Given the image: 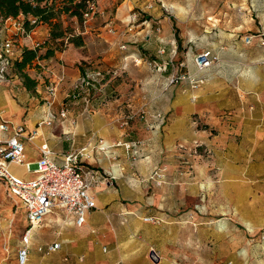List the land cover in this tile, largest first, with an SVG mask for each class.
<instances>
[{
	"label": "crops",
	"instance_id": "1",
	"mask_svg": "<svg viewBox=\"0 0 264 264\" xmlns=\"http://www.w3.org/2000/svg\"><path fill=\"white\" fill-rule=\"evenodd\" d=\"M95 5L96 21L77 28L81 45L49 40L47 24L31 30L34 40H48L54 49L28 68L36 80L33 89L0 81V122L22 125L25 134L36 130L31 140L24 139L26 160L38 159L44 144L56 162L87 146L82 165L105 178L91 185L95 206L83 225L54 207L32 228L25 264H264V251L256 250L264 228V46L258 36L264 32V0H95ZM133 11L138 18L132 22ZM21 19L0 17V37L15 36V58L28 43L16 25ZM245 35H252L250 42ZM202 50L217 59L198 70L194 56ZM82 61L102 73L87 92L74 88L88 70ZM182 72L205 82L198 88L185 79L171 82L172 74ZM61 73L56 117L38 125L47 112L46 84ZM63 106L68 111L61 117ZM134 111L143 113L122 125ZM99 140L107 146L104 152ZM126 141L139 142L134 158L115 145ZM196 141L200 154L193 152ZM163 164L167 170L157 184L149 175ZM11 170L28 173L12 165ZM9 196L20 204L26 228L22 204ZM7 227L2 220L6 236ZM11 242L8 256L0 248V264H20L21 238ZM53 242L60 247L48 254L38 250Z\"/></svg>",
	"mask_w": 264,
	"mask_h": 264
},
{
	"label": "built area",
	"instance_id": "2",
	"mask_svg": "<svg viewBox=\"0 0 264 264\" xmlns=\"http://www.w3.org/2000/svg\"><path fill=\"white\" fill-rule=\"evenodd\" d=\"M150 6V4L147 5V7ZM96 11L95 2H90L89 10L84 14L85 20L91 18ZM137 18L138 12L133 11L131 21L133 22ZM31 22L34 23L35 20L32 19ZM16 25L19 32L27 39L28 43L26 46L30 45L31 48H40L42 46L43 41L34 40L31 30L27 31L24 29L22 20H16ZM128 30H132V26H129ZM258 36L261 45L264 46V32H260ZM251 38L252 35H245L244 41L250 42ZM14 47L15 40L11 37L4 39L0 43V81L5 78L7 68L12 65L13 59H15ZM216 59L217 57L213 56L209 50H202L194 56V62L198 70L211 66ZM148 63L153 67H158L156 62L149 61ZM101 77L102 73L100 71L87 70L79 77L74 88L87 92L100 82ZM63 79L64 75L61 73L57 75L55 80L46 84L45 103L47 112L45 118L38 125L50 123L56 117L53 107L56 102L58 84ZM177 79L187 80L191 88H198L205 82L203 77H197L188 72L172 74L171 82ZM71 96L76 97L77 93ZM84 101L87 104L90 102L88 94L85 95ZM67 111L68 108L63 106L59 111V115L64 117L67 115ZM142 113V111L131 112L125 115L120 123L126 125L131 119ZM158 116L161 117L160 114ZM0 131H11L8 136L0 135V182L5 185L10 195L19 199L25 211L27 226L21 236L22 247L18 251L20 264H25L28 254L27 244L32 228L40 224L44 216L54 207L65 209L74 216L78 226L83 225L87 213L95 206L93 197L90 194L91 185L101 182L105 178L96 170L82 165L83 160L88 157L87 146L66 153L61 162H56L52 157L53 152L44 144L39 147L40 157L34 161H28L25 158L24 139L31 140L35 136L36 130L25 134L24 126L2 120L0 122ZM138 144V141H126L117 142L115 145H122L125 151L134 158ZM98 145V149L103 152L107 148L102 140H99ZM199 148L200 143L196 141L193 152L200 154ZM204 153L211 155V151L208 149H205ZM13 164L23 165L32 176L24 177L16 174L11 170V165ZM166 170L167 166L165 164L156 166L149 175V179L159 184L163 181ZM195 206L200 208L202 203L200 202ZM260 240L264 242V232L261 233ZM60 245V242H53L46 246H38V250L48 254L59 248Z\"/></svg>",
	"mask_w": 264,
	"mask_h": 264
},
{
	"label": "trees",
	"instance_id": "3",
	"mask_svg": "<svg viewBox=\"0 0 264 264\" xmlns=\"http://www.w3.org/2000/svg\"><path fill=\"white\" fill-rule=\"evenodd\" d=\"M95 0H0V17L3 19L19 18L22 16V25L25 30L34 29L39 24L49 26V40L67 38L75 45L83 44L81 33L68 32L62 25V15L74 17L79 26L85 21L84 14L89 10V3ZM35 22L32 23L31 20ZM49 42L48 40L43 42ZM42 44V45H43ZM54 49L46 47L43 53L40 48L24 47L19 56L13 59L12 64L19 72L23 85L31 90L36 85V80L31 78L25 68L31 67L38 59L53 55ZM35 66L38 67V64Z\"/></svg>",
	"mask_w": 264,
	"mask_h": 264
},
{
	"label": "rangeland",
	"instance_id": "4",
	"mask_svg": "<svg viewBox=\"0 0 264 264\" xmlns=\"http://www.w3.org/2000/svg\"><path fill=\"white\" fill-rule=\"evenodd\" d=\"M97 15V12H95L93 14V16L91 18H88L87 20L84 21V24H86L87 22H93L96 21L95 17ZM62 25L63 27H65L67 29L68 32H73L76 33L77 32V28H79V24L77 22L76 19H73L72 17H69L67 15H62ZM76 20V21H75ZM99 22V20H97ZM82 26V27H83ZM12 39L15 40V36H9ZM175 39L178 45H181V39L179 37V35L177 34V31H175ZM3 40V37H0V43ZM43 41V40H42ZM47 40H44L43 42H45ZM15 44H17V42L15 41ZM52 47L53 44L46 42L44 43L41 47H40V52L43 53L46 49V47ZM197 51H195L196 53ZM39 60V59H38ZM81 66H83V68H88L90 66V62L88 61H82L81 62ZM37 67V66H36ZM29 67L25 68V72H28ZM88 70H91L88 68ZM17 75V76H15ZM18 77L21 78L19 72L17 71V69L14 67V64H12L11 66H9L7 68V72L5 74V78L6 83L10 84L13 86V88L16 89V86L21 87L23 85L22 82V78H21V82L19 83ZM14 84V85H13ZM12 168L20 173H26L24 170V166L23 165H12ZM32 174L26 173L24 177H31ZM0 224L2 220H6L8 223V227H7V231H8V235L6 236L5 234L2 233V230L0 229V248L1 250L8 256L9 253H11L14 250V247L12 246V242L11 240H14V243L18 244L21 235L24 231L25 228V219H24V213L22 208L20 207V204L14 200L11 199V197L9 196L8 191H5L4 186H2L0 184ZM244 225H242L241 227V231L244 233V231H246V227H243ZM264 232V228H262L261 233ZM258 245L257 247V251L262 252L264 251V242H262L261 240H259V242L256 243ZM262 255V254H261ZM262 257V256H261ZM259 259L260 256H258Z\"/></svg>",
	"mask_w": 264,
	"mask_h": 264
}]
</instances>
